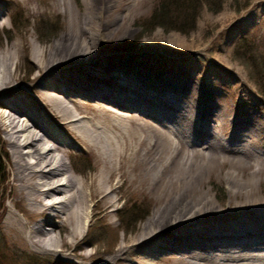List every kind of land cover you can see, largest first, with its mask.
<instances>
[{
	"label": "bare ground",
	"instance_id": "bare-ground-1",
	"mask_svg": "<svg viewBox=\"0 0 264 264\" xmlns=\"http://www.w3.org/2000/svg\"><path fill=\"white\" fill-rule=\"evenodd\" d=\"M3 14L0 7V21ZM83 15L48 47L22 40L0 50L12 205L31 217L8 211L6 221L57 264H264V199L254 179L264 173V117L215 109L181 59L148 70L137 55L106 50L93 8ZM166 46L161 53L178 52ZM21 59L30 78L19 74ZM76 156L92 157L90 173L72 168ZM218 164L228 166L226 208L203 193ZM125 190L153 196V210L105 253L88 251L89 213L108 221Z\"/></svg>",
	"mask_w": 264,
	"mask_h": 264
},
{
	"label": "rangeland",
	"instance_id": "rangeland-1",
	"mask_svg": "<svg viewBox=\"0 0 264 264\" xmlns=\"http://www.w3.org/2000/svg\"><path fill=\"white\" fill-rule=\"evenodd\" d=\"M158 2L159 0H0V7L4 11L0 22L5 23L0 27V50L8 43L18 44L22 40L36 47H48L66 31L71 20H81L80 17L85 19L83 14L92 7L95 28L100 36L109 39L104 47L106 50L115 46L122 55H137L140 62L151 65L147 66L148 70L164 66L169 59H181V64L187 68L191 84L201 87L200 90L212 98L211 105L213 103L218 106L215 109L223 111L225 107L231 114L246 112L264 117V0H251L249 6L240 11V6L247 0H226L218 14L206 11L203 5L198 11L195 30L188 34L164 31L146 22ZM243 42L246 47L241 48V53L237 54L248 65L235 59L234 50ZM167 44L177 47L175 51L178 52L161 53V49L167 47ZM146 52L153 53L148 55ZM22 53L28 56L26 50ZM188 62L192 67L186 66ZM200 68L207 75V82H203L206 80L204 76L198 77ZM31 73L30 63L21 59V77L30 78ZM19 85L28 84L22 81ZM3 131L0 128V166L4 171L0 174L4 177L0 194V264H57L56 255L37 251L26 242L25 234L16 224L6 221L8 211L16 214L22 222L30 223L31 217L19 206L12 205L14 192L9 170V162L12 164V160ZM76 157L71 163L72 168L81 175L90 173L92 157ZM227 167V164L223 167L218 164L203 179V193L213 204L222 208H226L228 201H231L228 179L224 175ZM239 170L243 180L251 177L248 171ZM254 179L260 181L255 185L256 196L264 199V173H259ZM121 193L123 198L118 209L111 212L108 221L101 218L102 213L96 210L89 213V224L81 240L88 251L105 253L106 248L121 242L124 233L136 232L153 210V196L129 190ZM54 232L55 235H60L56 229Z\"/></svg>",
	"mask_w": 264,
	"mask_h": 264
},
{
	"label": "trees",
	"instance_id": "trees-1",
	"mask_svg": "<svg viewBox=\"0 0 264 264\" xmlns=\"http://www.w3.org/2000/svg\"><path fill=\"white\" fill-rule=\"evenodd\" d=\"M250 1L251 0H247L243 6H240L239 11L242 10V8H247ZM225 3L226 0H159L158 6L155 8V11L151 14L150 18L146 22L150 25L153 24L154 27H160L164 29V31L173 30L183 34H188V32L195 30V23L197 17L199 16L198 11L203 5L206 7V11L218 14ZM243 47H246L244 42L241 44V46L236 47L234 50L235 59H238L241 64L248 65L246 64L247 61L237 54L241 53V48ZM2 171L3 167L1 168L0 166V174ZM3 179L4 177L1 175L0 194L4 183Z\"/></svg>",
	"mask_w": 264,
	"mask_h": 264
}]
</instances>
